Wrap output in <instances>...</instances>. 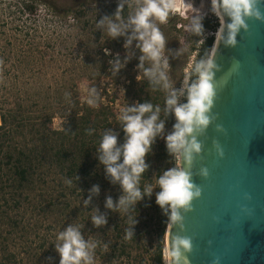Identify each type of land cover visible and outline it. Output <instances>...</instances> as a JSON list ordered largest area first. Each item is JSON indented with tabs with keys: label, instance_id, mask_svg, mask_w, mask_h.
Instances as JSON below:
<instances>
[{
	"label": "clouds",
	"instance_id": "clouds-1",
	"mask_svg": "<svg viewBox=\"0 0 264 264\" xmlns=\"http://www.w3.org/2000/svg\"><path fill=\"white\" fill-rule=\"evenodd\" d=\"M125 6L128 9L127 16L124 15ZM262 7V0H210L209 11L217 17L219 27L214 33L212 46L205 48L202 54L200 50L205 42L202 21L207 14L202 10L203 3L200 7H195L193 0H118L114 13L103 15L95 21V28L108 38H124L126 54L123 59L116 53L108 61L112 76H116L136 55L135 50H138V63L135 66L138 75L142 74L153 91L164 93L162 106L154 105L149 100L123 106L118 116V124L124 133L123 143H118L117 131L105 128L98 147L95 148L96 158L103 166L105 178L111 184L119 185L121 190V195L115 201L111 195H106L104 207L127 217L129 226L125 228V240L134 237L137 220L136 215L132 216L131 213L135 210V205L145 196L151 197L153 190L159 188L155 192V203L167 217L164 232L167 233V239L161 257L163 264H190L192 237L180 233L185 231L184 215L193 210V201L202 195L201 186L192 179V168L194 160L203 150V142L198 136H203L217 119V114L212 112L217 96L213 82L221 65L216 62L215 56L221 44L232 48L237 46L238 34L241 30L247 32L249 29V19L264 22ZM177 15L187 21L182 25L184 34L200 39L186 41L184 37L179 41L177 49H167L168 39L160 26L167 25ZM193 43L197 45V51L182 75L180 86L175 87L176 81L170 76L169 57L175 59L190 54ZM104 51L106 55L110 54L108 49ZM238 66L239 61L234 60L232 71ZM70 96L71 93H65L66 99ZM99 97L98 88L95 85L89 86L87 103L96 106ZM170 114L175 122L171 131L166 132L165 122ZM65 123L66 120L60 130L70 132V129L63 126ZM215 130L225 134L227 132L222 124H216ZM93 131L94 129H87L89 135ZM158 137L165 141L173 166L161 170L159 175L154 174V184L149 182L141 187V179L149 168L146 157L151 154ZM212 147L218 158H224L225 152L218 140H212ZM195 174L207 179L209 169L201 165ZM78 179L76 176V180ZM66 183L71 185L72 180H66ZM99 193L100 186L93 184L88 190L87 198L82 201L83 206L87 208ZM244 198L252 199L249 193H245ZM92 210L90 219L93 227L106 225L107 213L101 212L98 207H93ZM82 228L83 225L69 223L56 235L54 247L59 255V264H95L96 249L101 242L86 239ZM173 228L178 231L173 232ZM104 250L107 251V245ZM220 260L221 257L214 256L211 264H220Z\"/></svg>",
	"mask_w": 264,
	"mask_h": 264
},
{
	"label": "trees",
	"instance_id": "trees-1",
	"mask_svg": "<svg viewBox=\"0 0 264 264\" xmlns=\"http://www.w3.org/2000/svg\"><path fill=\"white\" fill-rule=\"evenodd\" d=\"M74 14L82 16L83 7H78ZM202 22L211 32L205 35L201 54L205 48L212 46L214 33L218 28L215 16L205 18ZM98 66L99 72L90 77L100 91L96 106H90L75 91L67 90L63 80L58 83L59 89L52 93L43 92L27 106H20V99L11 101L5 94L0 95V224L7 226L4 232L0 230V264H12L15 260L14 253L6 250L4 240L7 233L19 230L25 236L27 230H33L39 220L24 221L17 218L16 214L20 209H29L30 214H52L54 219H45L48 221L45 224L46 230L59 226L61 231L69 223L83 225L81 231L86 239L101 242L95 255V262L99 264H132L135 256L132 251L143 245V232L152 246V262L162 263L161 248L167 217L155 203V192L159 188L153 190L151 197L145 196L135 205V210L131 213L132 216L136 215L137 220L134 237L125 240V228L129 226L127 217L104 207L106 195H111L115 201L121 195V190L119 185H113L105 178L103 166L96 158L95 148L98 147L105 128L117 131L118 143H123L124 133L118 124L119 110L123 106L148 100L154 105L162 106L164 93L153 91L142 74L137 77L136 70H133L121 83L122 103L116 106L115 96L110 95L105 85L99 81L108 66L107 61L101 59ZM128 66L132 68L133 63L130 62ZM65 93H71L70 98L66 99ZM13 102L17 105L12 106ZM32 105L38 106L37 109L31 108ZM54 116L59 118L57 127L52 126ZM65 120L63 126L70 129V132L60 130ZM174 122L175 119L170 114L165 122L166 132L172 129ZM89 128L94 129L91 135L87 132ZM146 163L149 168L141 179V187L149 182L154 184V174L159 175L161 170L173 166L162 138L156 139L151 154L146 157ZM76 176L79 177L78 180ZM66 180H72V184H67ZM93 184L100 186V193L93 197L84 212L82 201L87 198L88 190ZM34 190L38 192L37 201L31 193ZM93 207L107 213L106 225L93 227L90 219ZM68 215L74 219H63ZM57 234H44L36 240L22 239L27 259L44 264L39 263L44 258L45 264H59V255L54 247ZM105 245L107 251L104 250Z\"/></svg>",
	"mask_w": 264,
	"mask_h": 264
},
{
	"label": "rangeland",
	"instance_id": "rangeland-1",
	"mask_svg": "<svg viewBox=\"0 0 264 264\" xmlns=\"http://www.w3.org/2000/svg\"><path fill=\"white\" fill-rule=\"evenodd\" d=\"M117 3L118 0H0V62H2L0 63V95L5 94L11 101L20 99L19 105L27 106L33 98H39L38 96L43 92L52 93L59 89L58 83L63 80L67 90L75 91L80 98L87 100L88 87L96 83L92 81L91 76L99 72L98 65L101 59H105L108 66L98 80L100 84L105 85L110 95L115 96L114 105L120 106L122 81L133 70H136V75L139 74L135 67L138 63L139 51L135 50L136 55L113 77L109 71L108 61L113 59L116 53H119L123 59L126 54L123 47L124 38L110 39L101 30L95 28V21L103 15L114 13ZM201 3H203L202 10L207 13L205 18L211 19L215 16L209 11L210 0H193L195 7H200ZM78 7L84 9L82 16L74 14ZM127 14L128 9L125 6L124 15ZM216 20L219 25L217 17ZM186 23L187 21L177 15L171 18L167 25L160 26L168 39L167 49H177L180 46L179 41L184 37L186 41L200 39L197 36L184 34L182 25ZM204 28L205 35L211 32L208 28ZM196 48L197 45L193 43L190 54L175 59L169 57L170 76L176 81L175 87L180 86L182 75L187 70L192 56L195 55ZM104 49H108L110 54L106 55ZM130 62L133 63L132 68L128 66ZM15 105L17 103L13 102L12 106ZM37 107L31 106L33 109ZM58 125L59 118L54 116L52 126ZM31 193L37 201V190ZM83 208L85 212L86 208L84 206ZM16 215L24 221L39 220L33 230H27L25 236L19 230L7 233L4 240L6 250L15 255L12 264H38L34 259H27L22 248L24 246L22 239L36 240L38 236L44 234L58 233L60 227L46 230L45 224L48 221L45 219H54L52 214L47 216H43L42 212L30 214L29 209L23 211L20 209ZM63 219L67 221L74 218L68 215ZM6 227L5 224H0L1 232H4ZM142 238L143 245L132 251L135 256L131 263L154 264L151 260L152 246L145 232ZM32 243L34 244L35 241ZM164 246L163 238L161 257ZM43 259L41 258L39 263L45 264ZM95 264L99 263L95 262Z\"/></svg>",
	"mask_w": 264,
	"mask_h": 264
},
{
	"label": "water",
	"instance_id": "water-1",
	"mask_svg": "<svg viewBox=\"0 0 264 264\" xmlns=\"http://www.w3.org/2000/svg\"><path fill=\"white\" fill-rule=\"evenodd\" d=\"M247 23L237 46L221 44L215 56L221 65L213 82L217 119L198 136L203 150L192 168L202 195L184 215L180 233L192 237L190 264H211L214 256L221 257L220 264H264V22ZM234 60L239 66L232 71ZM216 124L226 134L216 131ZM213 139L223 147L224 158L216 156ZM201 165L209 169L207 179L195 174Z\"/></svg>",
	"mask_w": 264,
	"mask_h": 264
},
{
	"label": "bare ground",
	"instance_id": "bare-ground-1",
	"mask_svg": "<svg viewBox=\"0 0 264 264\" xmlns=\"http://www.w3.org/2000/svg\"><path fill=\"white\" fill-rule=\"evenodd\" d=\"M218 27H219V25H218ZM215 39V38H214Z\"/></svg>",
	"mask_w": 264,
	"mask_h": 264
}]
</instances>
